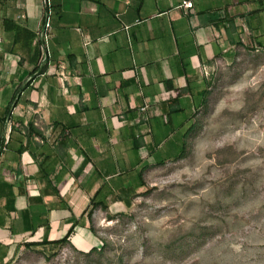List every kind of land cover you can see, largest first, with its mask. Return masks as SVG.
Listing matches in <instances>:
<instances>
[{
    "label": "crops",
    "instance_id": "crops-1",
    "mask_svg": "<svg viewBox=\"0 0 264 264\" xmlns=\"http://www.w3.org/2000/svg\"><path fill=\"white\" fill-rule=\"evenodd\" d=\"M184 1L51 0L41 67L42 0H0V264L72 228L66 249H101L108 215L183 151L215 68L264 48V0Z\"/></svg>",
    "mask_w": 264,
    "mask_h": 264
},
{
    "label": "rangeland",
    "instance_id": "rangeland-1",
    "mask_svg": "<svg viewBox=\"0 0 264 264\" xmlns=\"http://www.w3.org/2000/svg\"><path fill=\"white\" fill-rule=\"evenodd\" d=\"M248 43L215 68L185 155L98 229L101 251L29 249L23 263L264 264V50Z\"/></svg>",
    "mask_w": 264,
    "mask_h": 264
},
{
    "label": "built area",
    "instance_id": "built-area-1",
    "mask_svg": "<svg viewBox=\"0 0 264 264\" xmlns=\"http://www.w3.org/2000/svg\"><path fill=\"white\" fill-rule=\"evenodd\" d=\"M43 9H44V20L42 24L36 30V40L39 42L40 45V57H39V65L42 67L46 64H49L50 61V37H51V15H52V8H51V0H42ZM184 5L187 8H192L193 3L192 1L186 0L184 1ZM256 51L258 49L256 48ZM65 65L60 63L58 65H54L50 68L51 72H53L58 78L60 79H67L68 74L65 70ZM203 73L206 76H209L212 73V69L207 66H204ZM104 243H102L103 246Z\"/></svg>",
    "mask_w": 264,
    "mask_h": 264
},
{
    "label": "trees",
    "instance_id": "trees-1",
    "mask_svg": "<svg viewBox=\"0 0 264 264\" xmlns=\"http://www.w3.org/2000/svg\"><path fill=\"white\" fill-rule=\"evenodd\" d=\"M263 50H264V48H263ZM209 92H210V90H208V91L206 92V99H205V101L203 102V106L206 105V103H207V98H208V94H209ZM192 130H193V128H191V129L189 130V132L186 134L187 137H188V135L191 133ZM186 150H187V141H186V143H185V147H184L183 151L181 152V154H180L179 156H177V157L175 158V160H177V159H181V158L185 155ZM102 206L106 208V205L102 204ZM91 214H92V212L90 211V212H89L90 217H91ZM110 217H111L110 219H113V218H114V216H112V215H111ZM72 230H73V228L69 231V233H68V235H67L66 237H64L63 239L59 240L61 246H64L65 244H70V241L68 240V237H69V235L71 234ZM94 230H95V229H94ZM43 243H45V242H43ZM103 243H104V244H103V246H102L101 249H99V250H97V249H92V250H90L89 252H86V253L90 254V253H93V252H96V251H101V250L103 249V247L105 246V242H104V241H103ZM80 253H84V252H80Z\"/></svg>",
    "mask_w": 264,
    "mask_h": 264
}]
</instances>
